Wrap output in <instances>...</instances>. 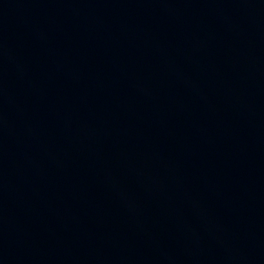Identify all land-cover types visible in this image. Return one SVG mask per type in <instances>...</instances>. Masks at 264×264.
Returning <instances> with one entry per match:
<instances>
[{
  "label": "water",
  "instance_id": "1",
  "mask_svg": "<svg viewBox=\"0 0 264 264\" xmlns=\"http://www.w3.org/2000/svg\"><path fill=\"white\" fill-rule=\"evenodd\" d=\"M0 264H264V0H0Z\"/></svg>",
  "mask_w": 264,
  "mask_h": 264
}]
</instances>
